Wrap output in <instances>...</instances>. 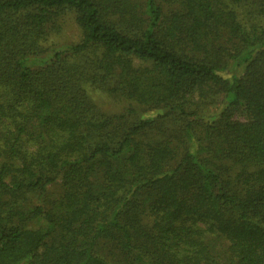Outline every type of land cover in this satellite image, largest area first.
Segmentation results:
<instances>
[{"label":"trees","instance_id":"trees-1","mask_svg":"<svg viewBox=\"0 0 264 264\" xmlns=\"http://www.w3.org/2000/svg\"><path fill=\"white\" fill-rule=\"evenodd\" d=\"M0 264H264V0H0Z\"/></svg>","mask_w":264,"mask_h":264},{"label":"rangeland","instance_id":"rangeland-1","mask_svg":"<svg viewBox=\"0 0 264 264\" xmlns=\"http://www.w3.org/2000/svg\"><path fill=\"white\" fill-rule=\"evenodd\" d=\"M60 23V31L53 33L49 37V43L47 46H54L56 48H64L70 44L76 43L81 38V29L79 25L75 22L73 13L70 11L62 16L58 20ZM50 51L46 54L39 56L38 64L41 65ZM36 60L33 59V65L35 66ZM98 101L104 104L106 107H110L106 98L97 97Z\"/></svg>","mask_w":264,"mask_h":264}]
</instances>
